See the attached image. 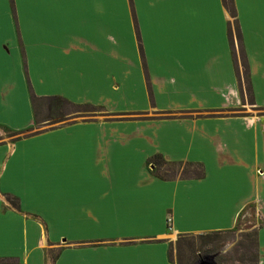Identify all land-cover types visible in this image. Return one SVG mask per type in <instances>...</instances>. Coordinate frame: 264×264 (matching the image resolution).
Returning <instances> with one entry per match:
<instances>
[{
    "label": "crops",
    "instance_id": "obj_1",
    "mask_svg": "<svg viewBox=\"0 0 264 264\" xmlns=\"http://www.w3.org/2000/svg\"><path fill=\"white\" fill-rule=\"evenodd\" d=\"M234 6L0 0V264H178L248 207L264 264V0ZM32 93L111 115L38 131ZM158 154L204 175L161 179Z\"/></svg>",
    "mask_w": 264,
    "mask_h": 264
},
{
    "label": "rangeland",
    "instance_id": "obj_2",
    "mask_svg": "<svg viewBox=\"0 0 264 264\" xmlns=\"http://www.w3.org/2000/svg\"><path fill=\"white\" fill-rule=\"evenodd\" d=\"M236 54L238 55L240 66L243 67L242 77L245 88L246 69L240 45L236 48ZM246 100V104L251 105L249 94H247ZM68 110L71 112L76 111V109ZM104 117V113H101L100 111H96L91 108H82L79 112L72 113L66 118V120L55 121L48 124H39L37 130L44 131L45 129L51 128L52 126L63 122ZM169 166L174 168L175 171L171 172L173 174H176V171H181L183 168V166ZM167 168L168 167H163L162 171H165ZM190 169L191 171H198L197 167H190ZM169 221H171V218H169ZM258 223H260V221L255 211L248 207L238 218L235 229L225 232L221 239L216 241L217 243L205 244V240L198 238L197 235H184L178 238L175 243L171 245L170 257L178 264H194L205 256H211L212 260L216 264H257V244L254 241V238L250 235L252 233L254 234V226Z\"/></svg>",
    "mask_w": 264,
    "mask_h": 264
},
{
    "label": "trees",
    "instance_id": "obj_3",
    "mask_svg": "<svg viewBox=\"0 0 264 264\" xmlns=\"http://www.w3.org/2000/svg\"><path fill=\"white\" fill-rule=\"evenodd\" d=\"M224 5L226 8L230 11L232 17H236V9L234 6V0H223ZM235 30L238 37H240V30L238 26L237 20H235ZM230 35H232V28L230 26ZM246 63V62H245ZM246 90L250 96L251 102H253V95H252V89L251 84L249 82V79L247 77L246 73ZM31 101L34 111V116L38 124H48L55 121H63L66 120L67 117H69L74 112H79L82 108H91L96 111H100L101 113H104L105 116L111 115L108 113L102 106H96L93 104H76L73 103L64 97L61 96H47V97H41L37 96L35 93L31 94ZM68 109H76V111L71 112ZM34 133V132H33ZM148 165L152 166L151 172L156 175L157 177L164 179V180H171L175 179L177 177L179 178H199L204 175V169L202 164H186L184 165L182 162H175V163H169L162 155L158 154L148 159ZM169 165H174L177 167L183 166L181 171H176V174L171 173L172 171H175L174 168H172ZM185 166V167H184ZM163 167H168L165 171H162ZM190 167H197L198 171H191ZM184 170V171H183ZM14 205H17L16 203H13ZM231 231V230H230ZM228 231H214L209 232L205 234H198L197 237L200 239H204L205 244L210 243H217L216 241L220 240L222 235ZM256 231H254V234L252 233L250 236L254 238V241L256 242ZM191 236V235H189ZM194 236V235H192ZM195 264V263H194ZM258 264V260H257Z\"/></svg>",
    "mask_w": 264,
    "mask_h": 264
},
{
    "label": "water",
    "instance_id": "obj_4",
    "mask_svg": "<svg viewBox=\"0 0 264 264\" xmlns=\"http://www.w3.org/2000/svg\"><path fill=\"white\" fill-rule=\"evenodd\" d=\"M195 264H216L211 256H205L203 258H201L199 261L195 262Z\"/></svg>",
    "mask_w": 264,
    "mask_h": 264
}]
</instances>
